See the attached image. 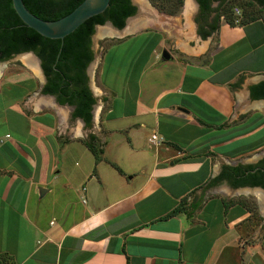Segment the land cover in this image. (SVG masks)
<instances>
[{
	"label": "crops",
	"instance_id": "crops-1",
	"mask_svg": "<svg viewBox=\"0 0 264 264\" xmlns=\"http://www.w3.org/2000/svg\"><path fill=\"white\" fill-rule=\"evenodd\" d=\"M214 36L195 34L155 69L161 41L148 83L112 84L89 135L103 143L98 163L82 128L61 140L58 110L4 105L5 121L27 125L0 137V264H264L261 244L247 242L251 211L235 200L249 189L220 177L263 145L243 142L264 130V99L251 94L264 81V18H223ZM87 151L94 161L74 171L61 161Z\"/></svg>",
	"mask_w": 264,
	"mask_h": 264
},
{
	"label": "rangeland",
	"instance_id": "rangeland-1",
	"mask_svg": "<svg viewBox=\"0 0 264 264\" xmlns=\"http://www.w3.org/2000/svg\"><path fill=\"white\" fill-rule=\"evenodd\" d=\"M134 1L137 3V11L132 19L137 23L138 28L134 25L135 23L128 24V27L124 29L102 25L98 26L91 37L92 49L96 56L94 58V68L88 76V85L91 84L96 93V103L94 104V115L91 123L84 126V124L79 123L81 121L78 118L72 116V108L69 105H61L54 99L39 92L41 81L44 77L38 60L31 53H24L0 61V65H4L0 75V137L4 136L9 129H14L13 131L15 132L16 130L22 131L27 125L26 121H22L16 115L12 116V113L9 115V120L5 121L4 117L7 113L2 111L5 105V107L10 106L31 117L41 112V110H58L59 119L56 132L60 133L61 140H69L73 136V130L82 128L83 139L81 140L83 142L88 141L90 132H94L97 129L96 120L97 112L100 108L99 104L103 100L108 106L112 98L111 88L119 83L121 77L127 76L134 82L143 76L142 84L148 83L149 76L144 75L147 71V62L156 45H159L162 41L158 47V53L166 49L171 54L179 56V48L184 46L183 49H186L187 47L184 41L195 37L193 15L197 11V7L193 0H184L182 8L175 15L160 10L153 0ZM189 4L191 5L189 6ZM227 5L229 7L227 10L229 16L242 17V15L245 16V14L249 13L250 15H260L264 18V11L258 9L255 5L250 6L248 0H228ZM236 8L240 9V14H236ZM126 28H128V33H123ZM104 29H109L110 33H104ZM214 40L215 36H213ZM197 42L196 39L192 46L197 47ZM214 47L215 44L212 42L207 55H205L206 58ZM206 58L200 60H205ZM165 61L161 53V59L154 68L166 65ZM104 70L105 76L103 75ZM156 75L159 76L160 73L157 72ZM16 86L21 88H14ZM18 92L21 93L17 94ZM106 110L107 108L105 107L103 114L106 113ZM260 140L263 145L256 152L253 151L244 157V162L247 164L256 163L260 157V152L264 151V130L258 135L248 137L243 142L250 147L252 143ZM0 143H2L1 140ZM95 144L99 147L103 145L101 141H96ZM81 156L76 157L74 154H69L67 161H64V159H61V161L66 163L68 168H72V171L94 161L88 151L84 155L82 153ZM249 192L251 195L239 197L235 200H244L247 206L253 209L247 222L250 230L247 242L253 244L258 241L264 249V203L262 205L259 203L262 198L260 194Z\"/></svg>",
	"mask_w": 264,
	"mask_h": 264
},
{
	"label": "trees",
	"instance_id": "trees-1",
	"mask_svg": "<svg viewBox=\"0 0 264 264\" xmlns=\"http://www.w3.org/2000/svg\"><path fill=\"white\" fill-rule=\"evenodd\" d=\"M82 1L24 0L25 5L31 12L45 20H56L69 14ZM219 1L216 30L219 28L221 17L231 25L236 24V17L228 14V0ZM153 2L160 10L175 15L182 8L184 0H153ZM199 2L204 6L208 5V0H199ZM248 4L250 6L255 5L258 9L264 11V0H248ZM136 11L137 7L131 0H110L108 8L103 13L85 21L74 32L66 36L62 43L60 39L46 38L26 26L17 15L12 0H0V61L7 60L14 54L34 51L41 58L42 68L47 78L42 90L43 93L57 95L60 104L75 105L73 117L82 118L88 125L92 121V109L96 102L88 86L86 73L89 63L93 60L91 37L95 31V26L111 20L116 27L123 28L126 19L134 15ZM260 18L263 17L247 13L245 16L240 17L239 23H247ZM14 88L21 87L16 86ZM251 94L254 98L264 99V81L252 86ZM96 141V137L91 135L90 139L84 141V143L93 153L96 163H98L102 159L104 150L95 144ZM4 149L15 161L24 166L23 161L11 147L4 145ZM259 165L264 169V159L259 162ZM262 168L252 172L250 170L256 169L254 164H248L244 167L239 165L231 168L233 173L230 174L226 169L220 177H228L235 187L261 186L264 188V170ZM246 170H249V172L246 173ZM233 203L235 201L226 203V208ZM238 203L247 207L249 211H253L244 200H240ZM182 210V205H179L163 218H169Z\"/></svg>",
	"mask_w": 264,
	"mask_h": 264
},
{
	"label": "water",
	"instance_id": "water-1",
	"mask_svg": "<svg viewBox=\"0 0 264 264\" xmlns=\"http://www.w3.org/2000/svg\"><path fill=\"white\" fill-rule=\"evenodd\" d=\"M132 3L137 6V3L134 0H131ZM197 6V0H193ZM13 7L19 16V18L23 21V23L41 34L42 36L50 39H60L63 43V40L66 36L74 32L80 25H82L85 21L88 19L99 15L103 13L109 6L110 0H83L78 6H76L69 14L56 19V20H45L43 18H40L33 12H31L27 6L25 5L24 0H12ZM135 15V14H134ZM129 16L126 21L125 25L123 28H118L114 25V23L111 20H107L104 24L102 25H108L110 27L116 28V29H124L125 27H128V24H134L135 21L132 19L134 16ZM100 24H97L95 26V31L98 28V26H102ZM137 25V24H135ZM128 28H126V31H123V33H128ZM24 53H31L36 59L38 60L41 73L43 75V80L41 81L40 89L39 92L43 93V87L47 81L46 75L44 73V70L42 68V61L41 58L34 52V51H26V52H21L18 54H14L12 57ZM94 54V58H95ZM94 58L93 60L89 63L87 67V75L89 76L91 71L94 68ZM162 58L165 60H170L172 58L171 53L164 49L162 51ZM1 64V62H0ZM90 90L92 91L94 97L96 96L95 91L93 90L91 84L89 85ZM45 96H48L56 101V97L51 94H44ZM69 105V104H68ZM72 110L75 109V106L69 105ZM95 106V105H94ZM93 106V108H94ZM92 115H94V112L92 110ZM264 158V151L260 152V157L257 159V162ZM236 162H234L235 164ZM256 169H261V168H256ZM263 169V168H262ZM264 170V169H263ZM255 171V170H253ZM249 191H252L253 193H258L262 196V198L259 200V203H264V188L261 186H247Z\"/></svg>",
	"mask_w": 264,
	"mask_h": 264
},
{
	"label": "flooded vegetation",
	"instance_id": "flooded-vegetation-1",
	"mask_svg": "<svg viewBox=\"0 0 264 264\" xmlns=\"http://www.w3.org/2000/svg\"><path fill=\"white\" fill-rule=\"evenodd\" d=\"M219 4H220L219 0H208V5L204 6V5H202L199 2V0H197V6H196L197 7V11L193 15V23H194V28H195L194 32H195V34L198 37H200L202 39H207V38L215 35V33L217 31L215 29V26H216V24L218 22L217 21L218 20L217 19V15H218ZM222 19H223V17H221V20ZM221 20H220V22H221ZM208 33H210V34H208ZM91 51L93 53V58H94V52H93V49H92V43H91ZM86 73H87V69H86ZM87 77H88V75H87ZM51 95H54V94H51ZM54 96L56 97V101L58 102L57 95H54ZM93 97H94V95H93ZM72 106H75V105H72ZM262 159H264V158H262ZM261 160H259L258 162L254 163L256 168H258V167L262 168V166L259 165V162ZM242 166L244 167L246 165H242ZM253 170L256 171L257 169H252L250 171L254 172ZM227 171H229L230 174L233 173V171L231 169H227ZM248 172H249V170H246V173H248ZM223 180L228 181L230 184L232 183L231 180L228 177H224Z\"/></svg>",
	"mask_w": 264,
	"mask_h": 264
},
{
	"label": "built area",
	"instance_id": "built-area-1",
	"mask_svg": "<svg viewBox=\"0 0 264 264\" xmlns=\"http://www.w3.org/2000/svg\"><path fill=\"white\" fill-rule=\"evenodd\" d=\"M240 13H241V12H240V9L236 8V14H240ZM239 22H240V17L237 16L236 19H235V23H239ZM153 139H155V140H159V138L157 137L156 134L153 135Z\"/></svg>",
	"mask_w": 264,
	"mask_h": 264
},
{
	"label": "bare ground",
	"instance_id": "bare-ground-1",
	"mask_svg": "<svg viewBox=\"0 0 264 264\" xmlns=\"http://www.w3.org/2000/svg\"><path fill=\"white\" fill-rule=\"evenodd\" d=\"M103 32H104V33H110L109 29H104ZM104 33H103V34H104ZM3 66H4V65H0V75H1V72H2V67H3Z\"/></svg>",
	"mask_w": 264,
	"mask_h": 264
}]
</instances>
